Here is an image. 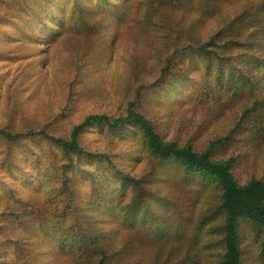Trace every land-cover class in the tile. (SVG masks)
<instances>
[{"label":"rangeland","instance_id":"obj_1","mask_svg":"<svg viewBox=\"0 0 264 264\" xmlns=\"http://www.w3.org/2000/svg\"><path fill=\"white\" fill-rule=\"evenodd\" d=\"M165 1L0 0V129L67 139L90 115L134 110L196 152L228 137L213 158H233L241 184L264 179L260 1ZM239 14L253 39L238 22L240 41L192 48ZM80 145L96 156L0 135V264H221L216 184L151 156L134 126L90 125ZM240 235L243 263L264 264L260 232Z\"/></svg>","mask_w":264,"mask_h":264},{"label":"trees","instance_id":"obj_2","mask_svg":"<svg viewBox=\"0 0 264 264\" xmlns=\"http://www.w3.org/2000/svg\"><path fill=\"white\" fill-rule=\"evenodd\" d=\"M259 1L258 11H264V0ZM242 14L235 18L233 27L221 30L207 42L192 48L205 55H210L212 52L209 49L218 48L220 41L224 43H229L231 39L240 41L238 36L228 34L238 22L240 25H244L245 30L249 25L251 38L253 39L257 36L253 31V21L250 24H244L247 17ZM262 39L264 40V37ZM214 55L216 56L217 53L214 52ZM90 125L106 127L111 131L122 130L128 126L137 127L143 135L151 156L158 160H172L185 172L197 173L205 181L216 184L220 188L219 208L224 218L222 230L225 250L221 264H244L240 235L242 222L251 224L260 232V254L264 257V179L253 176L246 183L241 184L232 172L235 162L233 158L225 160H215L213 158L215 149L226 143L228 137L217 139L206 150L196 152L191 143L181 146L177 142L164 141L156 131L153 123L143 114L134 110H129L125 116L115 119H111L106 115H90L84 122L73 128L67 139L55 138L44 131L12 134L9 131L0 129V135L11 142L18 141L22 137L39 135L54 141L65 153L95 157L96 154L85 150L80 145V136ZM103 263L102 261L96 262V264Z\"/></svg>","mask_w":264,"mask_h":264}]
</instances>
